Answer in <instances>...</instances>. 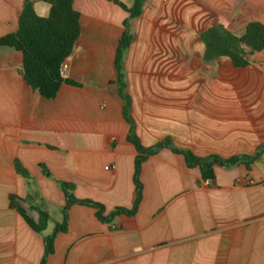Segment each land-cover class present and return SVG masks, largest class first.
<instances>
[{"label": "crops", "instance_id": "obj_1", "mask_svg": "<svg viewBox=\"0 0 264 264\" xmlns=\"http://www.w3.org/2000/svg\"><path fill=\"white\" fill-rule=\"evenodd\" d=\"M23 1L0 0V37L17 29ZM32 5L48 14L46 2ZM73 6L80 33L61 75L76 84L63 82L53 98L24 81L20 51L0 47V264H41L45 252L43 235L10 206V195L34 220L31 205L50 213L44 234L62 220L57 181L101 203L105 216L134 203L136 150L114 64L127 13L112 0ZM254 20L264 23V0L144 1L124 55L130 115L144 146L170 138L195 155L227 158L253 155L264 143V48L244 67L227 56L206 64L200 38L213 24L241 34ZM214 172L202 180L198 167L161 148L142 162L135 213L102 222L93 207L72 204L46 264H264V148L249 168Z\"/></svg>", "mask_w": 264, "mask_h": 264}, {"label": "trees", "instance_id": "obj_2", "mask_svg": "<svg viewBox=\"0 0 264 264\" xmlns=\"http://www.w3.org/2000/svg\"><path fill=\"white\" fill-rule=\"evenodd\" d=\"M41 1L49 5L48 14L46 16L38 15L33 8L32 0H24L17 29L0 37V47L7 46L21 52V74L24 81L32 89L38 91L41 96L50 99L56 95L63 82L76 84L74 80L62 77L61 65L71 53L79 36L80 13L74 8L73 0ZM112 1L127 13L122 23L123 31L118 40L114 64L117 94L125 101L123 115L129 123L126 138L136 150L132 176L135 187L134 203L131 208L115 207L110 214L105 216L103 214L104 207L101 203L90 199H79L73 194V183L57 181L65 200L61 209L62 220L55 222L51 233L44 234L48 222L52 220L50 213L38 206L31 205L30 209H34L38 213L37 220H34L21 205L20 198L16 195H10V206L34 231L43 235L45 252L41 264H46L45 257L53 252L56 234L67 229V212L72 204L93 207L95 216L102 222H110L115 216L122 213L134 214L142 198V182L140 180L142 162L148 156L156 154L161 148H168L174 153L181 154L187 167H198L202 180L214 179L215 166L229 168L236 164H244L249 168L264 148V143H262L253 155H232L223 158L217 154L195 155L190 150L174 146L170 138H164L150 146H144L135 132V123L130 115V97L125 91L124 55L133 40L130 20L142 14L145 0H132L129 5L119 0ZM200 38L204 43L203 63L209 64L220 56H227L234 66L244 67L250 64L254 53L264 48V23L257 20L250 21L241 34H236L221 23H216L202 31ZM14 169L24 178L29 177L28 171L17 159L14 160Z\"/></svg>", "mask_w": 264, "mask_h": 264}, {"label": "rangeland", "instance_id": "obj_3", "mask_svg": "<svg viewBox=\"0 0 264 264\" xmlns=\"http://www.w3.org/2000/svg\"><path fill=\"white\" fill-rule=\"evenodd\" d=\"M131 33H132V32H131ZM128 74L131 76L132 73H129V72H128Z\"/></svg>", "mask_w": 264, "mask_h": 264}]
</instances>
